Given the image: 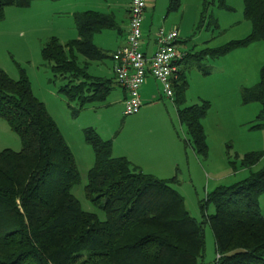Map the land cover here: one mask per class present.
Here are the masks:
<instances>
[{"label": "trees", "instance_id": "1", "mask_svg": "<svg viewBox=\"0 0 264 264\" xmlns=\"http://www.w3.org/2000/svg\"><path fill=\"white\" fill-rule=\"evenodd\" d=\"M34 1L0 0V21L10 7L28 8ZM56 1V0H50ZM219 8L232 10L225 0ZM251 32L217 48L190 54L181 63L217 58L255 41L264 42V0H242ZM181 0H169L167 12L178 10ZM76 39L61 42L50 37L42 44V59L53 77L63 82L72 117L92 103L108 97L112 81L90 74L89 65L109 58L93 43L94 35L118 27L112 13L88 10L73 13ZM79 56L84 60L80 61ZM197 67L201 69L199 64ZM207 74V72H204ZM187 79L179 70L173 82V101L197 154L206 156L202 126L209 103L183 106ZM243 104L261 105L252 129H264V65L259 83L241 88ZM0 119L19 137L21 148L0 150V264H199L204 252L203 224L208 222L215 240V264H264V216L259 197L264 194V167L242 181L219 186L206 195L198 222L174 188V178L144 173L126 157L112 154V140L94 127L83 129L94 153L84 193L99 206L104 220L84 211L72 189L81 181L76 158L44 102L33 93L24 71L11 78L0 67ZM264 151L245 153L241 165L250 168ZM212 204L214 213L207 215Z\"/></svg>", "mask_w": 264, "mask_h": 264}, {"label": "rangeland", "instance_id": "2", "mask_svg": "<svg viewBox=\"0 0 264 264\" xmlns=\"http://www.w3.org/2000/svg\"><path fill=\"white\" fill-rule=\"evenodd\" d=\"M79 0L34 1L28 8L10 7L5 18L0 21V67L13 79L24 71L31 82L34 95L44 102L49 113L62 131L71 151L76 157L81 181L72 189L84 211L92 212L104 220L105 215L99 206L86 199L84 187L87 184L89 169L94 163L92 148L86 143L83 129L91 126L105 140L121 141L133 124L154 125L167 123L182 145L183 164L173 175L174 188L184 198L190 216L198 222L203 221L201 202L206 195L219 186H230L244 180L251 172L264 167V156L252 167L245 168L240 159L247 152L264 151V129H252L257 123L261 105L258 102L243 104L241 88L253 86L260 81V71L264 65V42L255 41L217 58L190 59L192 67L185 71L187 90L183 106L209 103L208 111L202 119L206 136L207 155L197 154L185 124L177 116V108L162 92V98L149 104V112L139 121L137 114L124 115L123 104L109 96L103 102L85 107L77 117H72L66 100L58 93L63 82L53 77L50 67L41 55L42 44L50 37L66 42L78 37L73 13L80 12L76 3ZM90 10L106 13L112 1L96 0ZM204 0H183L181 11L185 9L182 20L189 30V39L195 43V51L217 48L233 40L243 39L251 32V24L244 18L242 0H225L232 10L219 8L218 1L207 5L204 18H201ZM184 4V5H183ZM76 6V7H75ZM78 10L84 11L79 8ZM86 11V10H85ZM151 7L147 10V23L151 29L163 25L162 14L155 16L150 23ZM175 14H170L171 18ZM145 27V26H144ZM94 35L96 42L112 48L109 30ZM103 43H102V41ZM110 40V41H109ZM110 50V49H109ZM192 53V54H193ZM80 61L84 58L79 56ZM108 60V58L103 61ZM94 61L89 72L97 78H104L103 69ZM204 72H207L205 74ZM148 106V105H147ZM146 105H143V108ZM132 124V125H131ZM9 148L19 151L21 143L17 134L0 119V150ZM260 212L264 216V194L259 197ZM214 213V206L206 207V214ZM204 252L199 264H215L217 254L212 229L208 222L203 224Z\"/></svg>", "mask_w": 264, "mask_h": 264}, {"label": "crops", "instance_id": "3", "mask_svg": "<svg viewBox=\"0 0 264 264\" xmlns=\"http://www.w3.org/2000/svg\"><path fill=\"white\" fill-rule=\"evenodd\" d=\"M103 1L107 2L108 0ZM111 1L112 4H108V11L106 13H112L114 15L118 28L116 30L108 31L113 33H107L112 36L110 38L112 41L109 40L112 44V48H109L110 50L106 48L105 45L100 46L96 42L98 45L97 47L106 51L109 55L108 60L96 63L102 67L104 78L112 81V88L108 97L110 95L114 96L113 99L115 98L123 103V100L126 97V92L115 80L111 54L125 44L129 23L130 0ZM96 2V0H79L76 3L78 8L75 10L82 12L81 10H78L81 8L84 11H88L93 4H97ZM181 2H183V0H181ZM168 4L169 0H147L144 20L142 23V40L140 48L142 51L150 55L155 50V34L158 29L163 28L165 31L177 30V48L192 54L193 51H195L194 49L196 45L189 39L190 32L188 29L184 28V22L182 20L186 17V12L184 11L185 9L181 11V8H186V6H182V3H180L178 10L172 12L175 15L168 18V16L172 14L167 12ZM149 6L152 10L150 23L152 24L155 21V16L157 18V15L162 14L163 25L161 27L151 29L149 26L148 29H145L147 27V23L145 25V22ZM103 32L96 35L102 34ZM192 65L193 64L190 62L180 63L179 70L184 71L185 73V71L192 67ZM139 92L142 106L137 114L136 120L138 121L149 112V104L162 98L159 84L153 77H148L146 79ZM143 105H146V107L143 108ZM112 154L115 157H126L131 163L140 167L144 173L154 175L160 179H170L181 169V163L183 164L182 145L177 139L173 129L167 123L154 125H144L143 123L133 124L131 133L128 132L121 141H116L114 144L112 143Z\"/></svg>", "mask_w": 264, "mask_h": 264}, {"label": "built area", "instance_id": "4", "mask_svg": "<svg viewBox=\"0 0 264 264\" xmlns=\"http://www.w3.org/2000/svg\"><path fill=\"white\" fill-rule=\"evenodd\" d=\"M146 4L147 0H130L125 44L111 54L115 80L126 92L122 103L124 115L139 112L142 106L139 91L148 77H153L162 92L173 98V82L179 64L187 55L186 51L177 48L178 31L163 28L155 34V50L150 55L141 50Z\"/></svg>", "mask_w": 264, "mask_h": 264}]
</instances>
